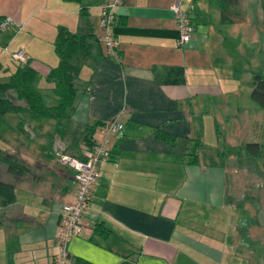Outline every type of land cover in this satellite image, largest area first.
<instances>
[{"label":"crops","instance_id":"0c3cea01","mask_svg":"<svg viewBox=\"0 0 264 264\" xmlns=\"http://www.w3.org/2000/svg\"><path fill=\"white\" fill-rule=\"evenodd\" d=\"M106 1L0 0V18L12 21L0 33L3 77L19 66L11 53L21 49L37 72V88L50 91L45 76L58 63L53 49L57 28L74 32L90 25L100 37L99 9ZM175 2L193 28L183 47L176 44L170 10ZM209 2L120 0L109 28L116 55L109 56L99 41L100 52L81 65L70 125H94L95 141L106 122L117 121L122 129L104 144L109 157L98 164L81 218L83 231L68 241L66 264H232L230 258L236 257L227 250L233 206L220 162L224 150L213 145V153L203 152L205 134L211 132L217 143L220 126L228 122L224 96L238 89L233 72L228 76L226 65L221 71L213 64L214 55L225 51H215L219 41L213 31H205L214 21ZM196 140L200 147L193 162ZM67 143L53 138L50 151L25 162L29 170L17 181L0 166V181L14 191V201L0 206V264H52L58 213L76 189L55 153L78 158L86 149L83 143ZM95 223L107 233H94Z\"/></svg>","mask_w":264,"mask_h":264},{"label":"rangeland","instance_id":"374dc122","mask_svg":"<svg viewBox=\"0 0 264 264\" xmlns=\"http://www.w3.org/2000/svg\"><path fill=\"white\" fill-rule=\"evenodd\" d=\"M208 4L212 5L208 15L214 21L205 31H213V39L219 41L213 49L225 51V55H214L213 64L221 71L222 63L226 65L224 71L228 76L233 72L234 87L238 89L224 96L228 122L220 126L217 143L211 132L205 134L203 152L210 154L215 145L222 147L226 157L220 158V162L226 170L227 200L233 206L232 244L227 250L236 257L230 258L231 263L264 264V106L249 99L254 75L264 79V0H210ZM3 76L1 71L0 78L5 80ZM37 89L48 92L47 96L43 94L44 102L52 104L50 91L43 86ZM17 121V115L12 113L0 116L2 149L15 155L19 152V160L24 163L50 151V144L45 142L49 141L46 136L53 127L52 120L26 118L23 132L17 130ZM66 126L72 128L69 122ZM246 143L259 144L255 157L242 153Z\"/></svg>","mask_w":264,"mask_h":264},{"label":"trees","instance_id":"16d2710c","mask_svg":"<svg viewBox=\"0 0 264 264\" xmlns=\"http://www.w3.org/2000/svg\"><path fill=\"white\" fill-rule=\"evenodd\" d=\"M79 1V0H74ZM81 8V15H84ZM53 49L58 58V63L46 74V81L51 83L50 93L53 103L46 105L43 95L36 86L37 72L27 62L18 64L15 70L5 80L0 78V116L8 113L17 115V130L22 128L24 120L50 119L53 121L52 131L49 133V144L53 138L60 141H68V146H77L83 143L86 148L94 145L92 134L94 125H84L81 128H67L73 101L78 92L77 80L81 65L93 54L100 52L99 37L95 35L90 25L78 28L70 32L63 26H59L53 41ZM111 57L116 55H111ZM250 98L259 106H264V79L260 75H254L251 83ZM51 145V144H50ZM200 142L196 140L191 148L190 155L196 162V152ZM247 157H255L259 151L258 143H246L243 147ZM0 165L14 181L27 173L29 167L23 161L8 151L0 148ZM14 201L13 185L0 181V206H6ZM93 232L105 235L107 230L95 223ZM78 264H88L76 260Z\"/></svg>","mask_w":264,"mask_h":264},{"label":"built area","instance_id":"2783aa9c","mask_svg":"<svg viewBox=\"0 0 264 264\" xmlns=\"http://www.w3.org/2000/svg\"><path fill=\"white\" fill-rule=\"evenodd\" d=\"M120 0H108L100 5L98 26L102 30L99 41L106 52L115 55L116 41L109 31L115 20L114 9ZM175 20L177 37L176 44L179 47L186 45L193 31L189 16L186 11L179 8L178 2L170 6ZM12 21L5 16L0 18V33L11 25ZM13 61L24 64L27 57L21 49L11 53ZM122 124L117 121H109L99 129L100 139L89 148H86L81 157H72L66 153L56 152L55 156L71 173L75 183V194L71 202L63 203L58 213L55 230L56 251L53 254L52 264H66L68 241L78 237L83 231L81 224L82 215L85 213L91 199V189L99 176L98 164L109 157L108 150L104 147L107 137L120 132Z\"/></svg>","mask_w":264,"mask_h":264}]
</instances>
